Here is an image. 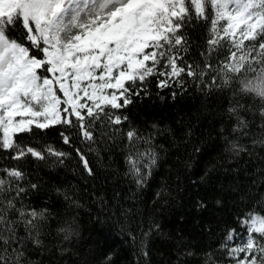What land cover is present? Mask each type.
<instances>
[{"label":"snow or ice","instance_id":"obj_1","mask_svg":"<svg viewBox=\"0 0 264 264\" xmlns=\"http://www.w3.org/2000/svg\"><path fill=\"white\" fill-rule=\"evenodd\" d=\"M153 82L172 99L189 89L216 94L221 124L230 126L218 134L223 152L254 157L259 167L244 211L219 242L197 252L168 237L176 243L171 264H264V0H0V158L13 162L0 164V264H37L32 253H51L45 240L54 235L55 251L67 254L79 235L76 210L87 189L55 187L65 210L56 214L31 199L45 190L34 164L53 171L74 164L93 188L117 175L134 185L127 205L119 192L114 204L102 192L90 195L102 211L116 209L151 264V241L166 234L136 201L160 166L158 137L184 150L186 167L204 150L198 115L178 118L177 130L140 127L125 113ZM52 129L66 148L47 138ZM117 151L120 169L111 159Z\"/></svg>","mask_w":264,"mask_h":264},{"label":"trees","instance_id":"obj_2","mask_svg":"<svg viewBox=\"0 0 264 264\" xmlns=\"http://www.w3.org/2000/svg\"><path fill=\"white\" fill-rule=\"evenodd\" d=\"M193 38L200 35L201 29L190 30ZM150 95L135 98V102L125 109L130 119L140 127H149L153 122L179 129L177 120L180 117L198 115V134L202 140L203 152L195 157L190 167H186L183 149L169 147L170 140L165 136L158 137L164 145L161 150L160 166L155 170L148 185L138 193L136 203L145 216H153L160 223L164 237L157 236L149 246L151 264H171L175 255L176 243L168 237H183V243L194 251L215 246L227 227L234 224L238 213L244 211L245 199L250 181L258 173L257 160L254 157L242 156L232 160L223 152V140L219 138L223 102L213 94L206 97L194 89L171 97V89L159 90L153 82ZM179 92V89L176 90ZM159 93V95L157 94ZM161 96L164 97L161 99ZM47 138L57 146L59 143L56 129H52ZM67 150V149H66ZM107 156L108 154L105 153ZM112 163L117 169L122 168L119 151L112 155ZM13 163L0 158V164ZM264 166V161L259 162ZM38 168L43 178L45 190L33 195L31 199L37 205L47 203L53 212L63 215L65 210L53 193V189L62 184L78 185L82 206L76 211L79 235L70 246L72 251L61 255L55 251L60 244V237L47 238L45 243L53 249L51 253L33 252L37 264H143L138 243L130 239L127 229L122 227V219L115 215L116 209L102 211L99 204L90 195L102 192L110 204L116 203L113 196L121 195L119 202L131 203L124 199L130 195L129 189L135 186L128 184L117 175L106 183H97L93 188L80 180L79 173L74 175L72 169L50 170L42 165ZM166 189L164 195L157 198L156 193ZM243 189L244 191H241ZM203 201L206 207L200 209L198 202ZM219 201V203H218ZM111 257L106 261V257ZM194 259V258H193Z\"/></svg>","mask_w":264,"mask_h":264}]
</instances>
